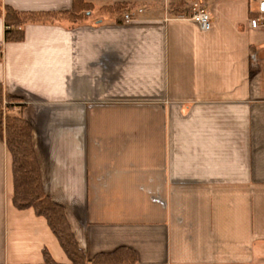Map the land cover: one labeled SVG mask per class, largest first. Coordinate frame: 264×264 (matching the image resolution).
<instances>
[{"label":"crops","instance_id":"obj_1","mask_svg":"<svg viewBox=\"0 0 264 264\" xmlns=\"http://www.w3.org/2000/svg\"><path fill=\"white\" fill-rule=\"evenodd\" d=\"M86 1L126 3L134 20L27 24L4 43L0 15V84L24 103L43 190L79 248L89 259L132 250L136 262L121 264H264L256 0H200L206 30L189 19L198 0ZM0 2L57 11L73 0ZM11 163L0 135V264L41 263L43 248L69 264L45 218L12 204Z\"/></svg>","mask_w":264,"mask_h":264},{"label":"trees","instance_id":"obj_2","mask_svg":"<svg viewBox=\"0 0 264 264\" xmlns=\"http://www.w3.org/2000/svg\"><path fill=\"white\" fill-rule=\"evenodd\" d=\"M94 4L86 0H73L67 10L18 11L0 2V15L4 22L3 41L20 42L27 24H56L73 28L89 22ZM109 8V7H108ZM130 9L126 3L111 6L108 12L121 16ZM120 22V18H117ZM1 49V46H0ZM24 103L4 94L0 84V135L11 155L13 178L12 204L15 208L32 209L45 218L48 227L69 260V264H121L135 263V255L128 248H119L110 254H98L89 259L79 248L65 217L63 208L44 192L39 165L31 140V127L22 117ZM38 264H64L53 259L47 248L42 249V262Z\"/></svg>","mask_w":264,"mask_h":264},{"label":"built area","instance_id":"obj_3","mask_svg":"<svg viewBox=\"0 0 264 264\" xmlns=\"http://www.w3.org/2000/svg\"><path fill=\"white\" fill-rule=\"evenodd\" d=\"M190 20L195 22L201 29L206 30L210 26L211 16L205 2L195 1L190 6ZM141 12V9L138 10ZM135 12H126L123 15V22L129 23L134 20ZM251 28L264 29V0H256L255 9L251 12L247 22Z\"/></svg>","mask_w":264,"mask_h":264},{"label":"rangeland","instance_id":"obj_4","mask_svg":"<svg viewBox=\"0 0 264 264\" xmlns=\"http://www.w3.org/2000/svg\"><path fill=\"white\" fill-rule=\"evenodd\" d=\"M203 2V1H202ZM115 4H118V3H114L113 5H110V7L111 6H114ZM106 7V6H105ZM105 7H101V8H97V7H95L94 6V8H93V10H92V16L90 17V20L91 21H93V20H95V19H97V18H103V17H107L106 15H107V13H109L107 10L110 8H105ZM65 10H67V9H65ZM191 12V11H190ZM110 15H112V14H110ZM124 15V14H123ZM123 15H121V16H117V14H115V15H112V17L114 18H120V20L123 22ZM63 27V26H62ZM65 28V27H64ZM66 29H71V28H66Z\"/></svg>","mask_w":264,"mask_h":264}]
</instances>
